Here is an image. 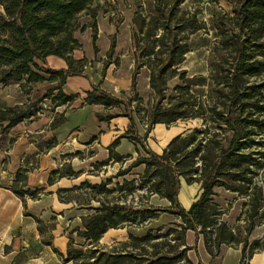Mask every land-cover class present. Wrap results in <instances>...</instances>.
Returning <instances> with one entry per match:
<instances>
[{"label": "trees", "instance_id": "obj_1", "mask_svg": "<svg viewBox=\"0 0 264 264\" xmlns=\"http://www.w3.org/2000/svg\"><path fill=\"white\" fill-rule=\"evenodd\" d=\"M93 0H0L3 12L0 13V84L8 86L17 84L19 90L28 94L37 84L51 83L52 87L30 104L17 103L15 105L0 106V124L2 131L10 129L19 123L37 115L39 104L48 98L56 102V106L72 103L77 94H66L63 87L69 76L84 73L85 59H76L74 52L81 47L75 32L78 25V16L84 12ZM236 28L220 41L224 46L223 63L219 64L220 72L226 61L229 66L227 73H223L226 81L217 91L215 101L206 103L191 93L190 88L195 80L186 79V86L180 87L178 95L171 97L166 105V89L169 80L177 73L185 54L189 51L186 40L178 36L172 19L166 18V24L161 28L163 33L155 37L154 29L144 31L146 43L139 47L138 34L134 35L137 48V70L143 66L150 69V85L155 90L158 99L153 105L149 117L148 134L158 123L172 124L178 120L199 119L202 127L176 135L163 151L158 154L148 149L137 134L136 117L130 109V99L124 100L100 87L93 85V90L87 91L88 104L103 106L97 112L100 121H108L118 116H128L131 127L121 137H127L142 144L147 155L139 153L138 158L122 173H127L131 167L145 165V172L141 178L147 185L150 195H158L169 201L167 207L139 205L128 203L108 202L92 197L99 202V206L86 207L93 212L80 217L78 224L67 228L68 245L66 253L55 250L65 261L74 264H128L130 258H136L137 263L131 264H176L183 257V252L191 247H184L182 251L171 253V250L156 253L151 256L146 253L136 254L132 250L115 251L100 245L101 238L111 228L124 226H139L144 220L157 218L159 212H167L181 219L180 232L185 236L191 229L205 236V245L211 255L221 251L220 246L228 243L233 236L229 231L226 236L222 231V223L218 226L219 232L207 231L219 221L217 215L221 210L215 202L214 196L218 193L215 188L220 187L239 194L249 195L254 202L252 209L258 214L264 201V0H240L235 9ZM176 27V26H175ZM179 27V26H178ZM158 43V44H157ZM158 50H155V45ZM57 56L66 61L68 68L53 69L47 67V57ZM152 55L158 62H152ZM146 60H142L145 58ZM78 64L79 67L75 65ZM136 72L134 74V78ZM261 78L260 81L252 80ZM135 85V82H133ZM55 91L59 94L55 95ZM186 91V92H185ZM187 95V96H186ZM125 106L126 112L110 113L111 108ZM63 118L57 122L60 123ZM56 123V122H55ZM118 144L116 140L110 147V156L102 161H121L132 158L123 156L112 150ZM101 163V162H100ZM22 170L17 172L16 182L27 183V175L21 179ZM57 178L75 176L70 165L68 171L63 169L53 171L49 178L54 183ZM261 175L262 183L256 181ZM188 183L202 182V192L185 209L179 201L181 180ZM89 186L100 191L111 192L107 183ZM118 188L122 189V186ZM60 188L59 196L67 201L63 192L75 190ZM21 196L37 197V190H17ZM35 197V198H36ZM133 216L130 218V216ZM38 229L46 244L52 245L56 223L45 224L37 218ZM224 226V225H223ZM255 227L252 222L249 233ZM201 228V231H200ZM50 233V235H48ZM141 235L132 232L130 239L148 241L157 236L152 232ZM212 244L218 248L212 250ZM220 248V249H219ZM138 258V259H137ZM188 262V256L184 257ZM245 260V258H244Z\"/></svg>", "mask_w": 264, "mask_h": 264}, {"label": "rangeland", "instance_id": "obj_2", "mask_svg": "<svg viewBox=\"0 0 264 264\" xmlns=\"http://www.w3.org/2000/svg\"><path fill=\"white\" fill-rule=\"evenodd\" d=\"M239 1L93 0L90 6L78 16L75 35L79 39L81 47L74 52V57L85 59L86 71L89 75L102 77L99 83L100 87L124 100L130 99V109L146 130L149 128L148 121L151 110L158 97L150 85L149 67L143 66L139 70L136 68L135 53L140 52L139 47H143L147 42L139 27L142 25L144 31L155 28L153 30L155 35L150 38V41H152L163 33L161 27L166 24V18L170 17L178 36L186 40L189 45V51L185 54L184 61L176 67L178 73L168 82L165 91L167 99L163 104L166 105L171 97L179 94L180 87L188 84L185 82L186 79L195 80V84H192L190 88L191 93L206 103H212L215 101L217 91L220 88L217 84L220 83L223 86L226 81L223 73H227L229 66L225 61V66L220 67L221 71L217 72L219 64L223 63L222 54L225 46L220 41L227 35V32L237 30L235 9ZM135 34H138V40H140L138 48L135 43ZM157 44L155 50H158L159 46ZM152 59V62L159 61L154 58V55H152ZM142 60H146V57ZM75 66L79 67L78 64ZM135 72L136 76L134 78ZM88 74L86 75L88 76ZM252 80L260 81L261 78H253ZM133 82H135V85H133ZM53 85L51 83L37 84L30 96L19 91L14 93L13 97L18 103L21 101V103L28 105L37 97L42 96ZM54 93L59 94L58 91ZM76 98H78V94ZM3 105L7 104L0 103V106ZM38 107L39 110L43 109L51 112L55 110L56 102L52 98L44 99ZM101 111L108 113L107 110ZM109 112L118 113L126 112V110L125 106L121 104L118 107L111 108ZM55 117L57 123L63 116L56 115ZM166 125L169 127L177 126L183 133L196 127H202V121L199 119H180L175 123ZM142 138L146 139L145 136H142ZM144 140L142 141L146 146ZM48 142L51 143V140L46 143ZM40 150L43 151L42 148ZM141 154L142 156L147 155L145 150ZM138 156L135 155L133 158H125L121 161H109L104 164L102 162L92 164L90 170L87 171L89 176L85 175L78 180L75 190L63 192L62 195L65 198H71L72 202L77 204L75 208L78 212L86 213L85 215L93 212L86 208L89 202H91V206H99L97 200L92 199L90 201L93 196L111 203H128L137 206L143 202L147 205L167 207L169 205L168 200L158 195H150L147 185L142 183L141 178L145 172V165L131 167L127 173H122L135 162ZM68 165L70 164L63 166L64 172L68 171ZM21 170L22 179L24 175H27L25 172L28 169ZM79 175L80 173L70 178H77ZM57 177L58 175L54 176L55 179ZM83 178L86 180L82 181ZM256 179L259 184L262 183L261 175H258ZM101 183H107V188L112 191H100L89 186V184ZM119 186H122V189L118 188ZM18 189L25 190L23 184L17 186ZM215 191L218 193L214 196L215 202L219 205L220 209L218 210H221V212L217 215L219 221L212 226V229L208 228L207 231L219 232L217 228L222 223L224 234L227 236L230 233L229 231H232L233 236L230 237L228 243L220 246L221 249L226 246L241 248L245 263L257 254H261L264 261V201L258 214L252 216L254 202L251 201L249 195L239 194L220 187L215 188ZM201 192L202 182L188 183L185 179H182L179 189L181 205L185 209L190 208ZM26 196L28 198L36 197V195L32 197L30 194ZM81 209L84 210L80 211ZM131 217L133 216L131 215ZM79 222L80 217L73 225L75 226ZM252 222L255 227L249 233ZM181 223V219L176 215L159 212L157 218H152V220L147 218L139 226H127L132 227L133 232L141 235L139 237H143L146 232H152L154 236L159 235L156 238L144 241L132 240L129 236V239L122 241L110 243L100 241V245L109 250H132L136 254L146 253L149 256L167 250H171V253H177L182 251L184 247L192 248L193 246L188 243L194 241L193 230L191 229L186 231L185 236L180 232L169 231V229L181 230ZM53 224L54 222L51 223V225ZM200 235L205 242L204 234L201 233ZM217 249L215 244H212V250L215 252ZM189 250L183 252L182 259L176 264H193L191 260L188 262L184 258L188 256ZM131 263H137L136 258H130L128 264Z\"/></svg>", "mask_w": 264, "mask_h": 264}, {"label": "crops", "instance_id": "obj_3", "mask_svg": "<svg viewBox=\"0 0 264 264\" xmlns=\"http://www.w3.org/2000/svg\"><path fill=\"white\" fill-rule=\"evenodd\" d=\"M45 65L53 69L68 68L64 59L54 55L47 57ZM86 68L82 75L69 76L63 87L68 95L78 94L72 103L56 106L51 112L41 109L37 115L4 131L2 127L6 124H0V264H74L65 261L55 248L66 253V230L86 213L78 212L75 202L63 200L58 194L59 189L77 185V181L88 174L92 164L108 159L110 147L116 140L118 144L112 150L120 155H131L133 158L144 151L140 143L121 137L131 127L128 116L100 121L97 112L103 110V106L85 101L87 91L93 90V85L99 84L102 78L89 75ZM19 91L17 84H0V103L17 104L13 94ZM56 115L63 116V121L55 123ZM135 121L138 136L142 140L145 136L146 147L158 154L172 138L182 133L177 126L158 123L146 134L143 125L137 119ZM48 140L51 143H46ZM68 163L80 175L77 178L64 176L50 183L53 171L62 169ZM19 169H28L25 172L27 183L23 188L37 190L36 198L21 197L16 192L17 186L22 185L21 181L16 182ZM37 218L50 225L55 219V229L50 232L53 234L52 245L43 240ZM131 231L132 227L127 226L111 228L101 242L127 240ZM192 232L194 241L188 243L193 246L188 251V258L193 264L264 262L262 255L257 254L245 263L241 248L228 246L222 247L219 254L211 255L201 235Z\"/></svg>", "mask_w": 264, "mask_h": 264}]
</instances>
